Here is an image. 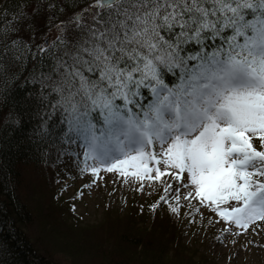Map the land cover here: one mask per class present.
<instances>
[{"label": "snow or ice", "instance_id": "obj_1", "mask_svg": "<svg viewBox=\"0 0 264 264\" xmlns=\"http://www.w3.org/2000/svg\"><path fill=\"white\" fill-rule=\"evenodd\" d=\"M10 5L0 81L38 84V134L60 114V154L92 183L171 177L173 214L183 198L225 232L264 221V0H93L66 20L65 0H5L0 18Z\"/></svg>", "mask_w": 264, "mask_h": 264}, {"label": "trees", "instance_id": "obj_2", "mask_svg": "<svg viewBox=\"0 0 264 264\" xmlns=\"http://www.w3.org/2000/svg\"><path fill=\"white\" fill-rule=\"evenodd\" d=\"M92 2L65 0L67 15L60 14V19L66 20ZM10 9L6 18H0V26L13 22L14 5H10ZM38 87V84L25 82L23 74L16 80L0 81V264H178L172 263L166 255L169 245L174 254L181 257L182 264H205L206 261L186 259L176 248L174 237L169 241L163 238V233L159 235L152 230L153 227L137 230L136 218L144 220L147 215L137 212L134 204L123 217L107 212L99 227L82 229L79 234L68 225L57 224L58 230L48 222V214L58 212L60 216L63 211L60 208L55 211L51 203H47L45 209L43 200L31 198L29 184L22 174L30 165L27 170L33 174L27 176L54 180L66 174L61 162L69 156L60 154L65 147L58 142L65 127L60 114L48 121L52 135L45 137L38 134L41 121L34 115L37 110L34 102L33 106H23L28 90H38ZM161 186L164 189L165 184ZM172 200L170 197L169 203ZM160 215H164L161 216L164 227L171 223L170 213L155 214L149 219L155 223Z\"/></svg>", "mask_w": 264, "mask_h": 264}, {"label": "rangeland", "instance_id": "obj_3", "mask_svg": "<svg viewBox=\"0 0 264 264\" xmlns=\"http://www.w3.org/2000/svg\"><path fill=\"white\" fill-rule=\"evenodd\" d=\"M39 40L40 37L37 36V42ZM82 159L83 157H80L79 161H76L74 156L66 157L65 161L61 162L63 169L67 171L66 174L58 175L54 180L35 175L27 176L33 174L27 170L30 165L23 171L22 175L25 177L23 179L29 184L30 197L43 200L45 209L47 203H51L55 211H59V208L63 211V215L60 216L58 212L52 215L47 213L48 222H51L52 226L68 225L79 234L82 229L87 231L99 227L107 212L112 216L120 214L123 217L134 204L137 212L142 211L148 217L144 216V220L137 217L135 228L144 230L153 227L152 230L159 235L163 233V238L169 241L172 239L171 236L174 237L176 248L182 251L186 259L206 261L205 264H264V221H258L257 224L250 226L243 235H236L235 233L242 230L234 226L230 233L225 232L223 229L229 225L210 209L201 207L196 200L189 203L181 198L182 207L179 215L170 211L169 204L162 206L159 203L160 197L164 195L161 184L172 183L174 188L178 186L171 177H164L160 182L145 180L142 192L137 190L140 187L139 181L129 177L128 183H124V178L115 172L102 171L100 173L102 179L92 183L94 178L91 174H82L79 171ZM187 191L182 189V196ZM170 204L175 206V200L173 199ZM154 205L159 206L153 210ZM193 205L200 208V213L195 212ZM160 213L172 215L171 223L166 227L162 224L161 216L164 215L156 217L155 223L149 219V216ZM166 255L172 263L182 264L183 260L174 254L171 245Z\"/></svg>", "mask_w": 264, "mask_h": 264}, {"label": "bare ground", "instance_id": "obj_4", "mask_svg": "<svg viewBox=\"0 0 264 264\" xmlns=\"http://www.w3.org/2000/svg\"><path fill=\"white\" fill-rule=\"evenodd\" d=\"M79 12V11H78Z\"/></svg>", "mask_w": 264, "mask_h": 264}]
</instances>
